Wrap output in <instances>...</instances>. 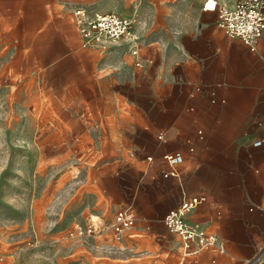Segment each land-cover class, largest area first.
Segmentation results:
<instances>
[{
	"label": "crops",
	"instance_id": "crops-1",
	"mask_svg": "<svg viewBox=\"0 0 264 264\" xmlns=\"http://www.w3.org/2000/svg\"><path fill=\"white\" fill-rule=\"evenodd\" d=\"M54 1L35 4L29 18L20 16L19 33L12 40L8 71L36 84L28 100L39 102L37 85L52 90L58 76H69L68 89L81 91V106L98 108L96 119L107 125L96 152L127 156L139 152L151 158L141 178L147 188L154 182L159 188L156 201L139 216L146 229L159 228L157 235L165 241L170 238L178 251L179 236L169 232L161 218L184 196L204 195L186 220L215 234L224 242L225 252L203 251L195 264H211V259L212 264H240L254 254L264 243V32L251 51L217 27L216 12L204 10V0H128L131 9L111 10L85 0H69L65 9H59ZM236 1L217 0L227 7ZM73 2L100 11L119 9L122 15L138 11L135 32L144 57L142 67L133 65L127 40L108 42L102 52L82 45L70 14ZM135 92L141 93V104L135 102ZM135 106L142 107L140 119L121 115L122 107ZM6 121L1 114L0 123ZM25 121L32 122L29 116ZM110 123H123L121 146L113 141ZM134 123H141L144 130L142 145L136 147L125 132ZM159 133L165 140L157 139ZM254 138L262 140L260 147L251 146ZM165 153L182 156L178 174L162 176L167 171ZM115 164L105 160L104 175ZM188 181L196 188L189 190ZM105 197L116 200L111 191ZM165 197L170 204L161 207ZM144 200L150 203V194H144ZM116 209L93 216L109 220ZM5 221L0 215V223ZM138 224L135 215V225L116 241L123 247L136 246L138 240L131 237Z\"/></svg>",
	"mask_w": 264,
	"mask_h": 264
},
{
	"label": "rangeland",
	"instance_id": "rangeland-1",
	"mask_svg": "<svg viewBox=\"0 0 264 264\" xmlns=\"http://www.w3.org/2000/svg\"><path fill=\"white\" fill-rule=\"evenodd\" d=\"M47 1L54 0H0V115L7 116L5 124L0 123V132H5L0 133V215L6 220L0 223L2 249L13 252L12 264H178L181 244L176 251L170 238L165 241L159 237V228L146 229L139 217L142 209L156 201L159 188L156 182L147 188L141 178L151 163L147 156L139 152L128 156L96 152L100 137L108 132L107 125L101 126L96 119L98 108L81 106V91L68 89L69 76H58L52 90H41L37 85V102L28 100L36 84L8 71L20 16L29 18L35 4ZM68 1L54 3L65 9ZM85 1L103 10L117 6L131 9L128 0L124 4L116 0ZM140 96L135 92L139 104ZM131 114L140 119L142 107L121 108V115ZM28 116L32 122L25 121ZM13 118L17 121L9 122ZM108 126H112L113 141L121 146L123 123ZM132 126L125 132L135 147L141 146L142 124ZM107 159L116 167L104 175L101 167ZM187 186L189 190L196 188L192 181ZM110 191L116 199L113 202L105 197ZM144 194H150V203L142 201ZM169 204L170 198L165 197L160 206ZM122 205L130 206L138 217L137 233L131 237L138 240L136 246L123 247L107 235L64 238L74 223L95 219L94 213Z\"/></svg>",
	"mask_w": 264,
	"mask_h": 264
},
{
	"label": "built area",
	"instance_id": "built-area-1",
	"mask_svg": "<svg viewBox=\"0 0 264 264\" xmlns=\"http://www.w3.org/2000/svg\"><path fill=\"white\" fill-rule=\"evenodd\" d=\"M211 5V6H210ZM204 10L216 12V25L222 29L226 36L239 38L253 51L257 40L264 32V0H237L232 7L218 3L217 0H204ZM74 26L82 40V45L97 48L101 52L107 48L108 42L127 40L130 42V55L135 67H142L144 57L140 53V42L135 32L139 23L138 11L133 9L129 15H122L113 11H100L87 4L73 2L69 6ZM147 63L152 60L146 59ZM158 140H165L162 133L157 134ZM262 140L254 138L251 146L258 148ZM191 150V148H190ZM147 159H151L147 157ZM167 165V171L162 172L163 177L174 176L182 163V156L178 153H165L162 155ZM205 200L204 195L184 196L180 202L169 209L161 218L164 227L180 238L182 256L178 264H195L196 257L203 251L218 254L225 252L224 242L215 234L189 224L186 215L199 203ZM264 203V201H263ZM262 210V208H260ZM135 225V215L130 206L122 205L112 214L111 219L102 217L85 219L83 223H74L65 234V239L89 236L92 238L104 235L119 240L130 228ZM0 234V264H12L13 252L2 249ZM264 258V243L250 257L240 264H261ZM215 260L211 259L210 263Z\"/></svg>",
	"mask_w": 264,
	"mask_h": 264
},
{
	"label": "snow or ice",
	"instance_id": "snow-or-ice-1",
	"mask_svg": "<svg viewBox=\"0 0 264 264\" xmlns=\"http://www.w3.org/2000/svg\"><path fill=\"white\" fill-rule=\"evenodd\" d=\"M211 6V5H210Z\"/></svg>",
	"mask_w": 264,
	"mask_h": 264
}]
</instances>
